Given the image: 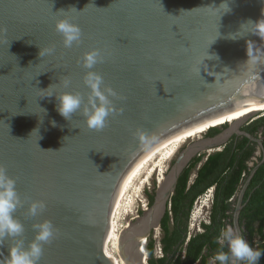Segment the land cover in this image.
I'll use <instances>...</instances> for the list:
<instances>
[{
    "label": "water",
    "instance_id": "95a60500",
    "mask_svg": "<svg viewBox=\"0 0 264 264\" xmlns=\"http://www.w3.org/2000/svg\"><path fill=\"white\" fill-rule=\"evenodd\" d=\"M63 18L80 25V44L64 47L55 28ZM261 18L264 0H0V166L15 179L22 201L14 215L25 231L16 239L27 246L34 224L55 226L39 264H148L143 241L161 227L185 167L198 153L225 146L234 133L252 137L240 129L246 118L181 151L152 206L121 230L120 241L119 203L173 134L264 96V40L252 34L253 25L241 26ZM249 40L254 59L246 62ZM50 47L53 54L39 56ZM93 49L104 62L92 70L117 93L111 98L117 112L102 131L89 129L79 112L65 120L55 95L43 98L71 92L87 101L81 58ZM33 201L46 205L36 216L28 211ZM238 216L239 210L241 233ZM16 239L0 246V260Z\"/></svg>",
    "mask_w": 264,
    "mask_h": 264
},
{
    "label": "clouds",
    "instance_id": "9594fccd",
    "mask_svg": "<svg viewBox=\"0 0 264 264\" xmlns=\"http://www.w3.org/2000/svg\"><path fill=\"white\" fill-rule=\"evenodd\" d=\"M224 3L226 2H223L220 5ZM230 11L231 8L229 6V10L226 11L225 13H228ZM247 24H251L254 26V31L252 32V34L257 35L260 37L261 40H264V18H261L258 21L248 20L245 24H242L241 26ZM55 28L56 31L62 35L63 45L65 48H71L74 43L78 45L82 42V29L80 25L78 23H75L72 19L70 18L58 19L55 23ZM254 44L255 42L253 41L250 40L247 41L246 54L248 59L246 62L254 59V48L252 47V45ZM54 51H55L54 47H50L43 50L40 49L39 56L43 57L45 55H51L54 53ZM81 62L83 68L88 69V71H86L83 78L84 84L87 86V88L90 89L89 95L87 97V101L84 100V96L82 94L71 93V92H63L60 95H56L55 93H48L47 95L43 96V98L53 97L55 95V98L58 101L56 105V110L65 120L70 121L73 115L79 112L85 118V123L89 129L95 131H102L108 125L109 117L115 115L117 112L116 106L113 103V99H111L113 97H116L117 93L110 86L105 85L104 78L100 73L92 70L95 67V65L104 62V56L101 54V51L99 49H93L89 52H85L83 57L81 58ZM70 83L71 81L68 78H65L63 80V85L65 88H67L70 85ZM52 87L53 85H50L47 89H41V91L47 92ZM44 111L46 113L45 109ZM120 111L122 112V109H120ZM51 123L53 127L57 126L56 121L53 120ZM224 125H227L225 127L227 128L230 126V123L227 122L220 126L217 125L212 127H222ZM240 129L242 130L241 125H240ZM208 131L205 132L206 137ZM236 134L237 133H234L233 135ZM138 135L140 136L141 139H143L145 134L143 132H140L138 133ZM41 138L42 137H40V139ZM65 138L66 137H64V139ZM199 138L201 137H198V139ZM227 143H229V141ZM225 146H220L217 148L200 152L195 157L205 154L206 152H209L207 156L208 159L210 154L223 150ZM44 151H56V150L47 149ZM175 160L172 161V165ZM203 163L204 161L202 159V161L199 162V164L195 168L194 170L195 177L197 175L198 169L201 167ZM193 174L194 173H192V175ZM246 175L247 174L245 172L243 175L244 179L242 183L244 182ZM194 179L195 178L192 179L191 176L189 185H191L194 182ZM156 189H155V193H156ZM215 190H216V185L211 186L207 190V191H211V196H212L211 198L208 199L209 201H212L209 220L200 219L195 229H191V225H190L191 222L190 218L192 217L191 213H193L194 211L192 210L193 207L191 209L188 220V233L185 237L184 242L182 243V247L178 249V253L181 252L183 258L186 257L187 246L191 238L198 233L205 232L206 228L204 226L206 224L208 225L212 224L213 221L212 210L215 202L214 201ZM240 191L241 189L238 188V190L235 192L233 197H231L230 199V202L233 204L232 205L233 208L232 210L229 211L230 217H228L227 219V224L225 228L221 229L217 241L221 245V248L220 250H218L216 255L209 256V264H218V261L220 262V264H241V262H243V264H259L261 257L264 256V252L258 250V247L260 245L259 244L260 237L256 234L253 238H250L249 236H247L248 234L247 235L244 234L246 233L245 225L241 224L240 218L242 212H241V208H239V206H242L243 203L238 201ZM245 193H247L246 190ZM245 193L241 201L245 199L246 196ZM200 196H198L197 198H199ZM236 203L238 204V208H239L238 222L241 233L239 232V230L236 228L235 225V216L238 211V210L236 211V207H237ZM148 205H146V209ZM21 206H22V201L16 189L15 179L11 178L7 174V170L5 167L0 166V246H3L5 244V241L9 238L16 239L18 237L23 236V233L25 231L24 225L14 215L17 208ZM171 206H172L171 201H169L167 210L168 209L171 210ZM207 206H210L209 202ZM45 207L46 205L43 201H33L28 211L30 215L36 216L39 212L43 211ZM244 207L242 209H244ZM144 210L145 209H142V212H140V214H142ZM33 229L36 230V235L34 239L27 246H25L23 239H16V243L11 247H9L8 256L5 257L3 260H0V264H39V261L43 255V250H44L43 246L46 243H50L55 238L56 230L52 222L48 220L34 224ZM156 231H159L160 233L159 236L156 235ZM161 234H162V228L160 227L153 230L151 236L149 237V238L153 237L155 239L154 254L157 258H162L165 256V251L161 241V237H162ZM149 238L145 239L146 243L144 244V249H146L145 254L147 256L148 264H149V253L147 250V245L148 242L150 241ZM224 245H227L228 248L227 252L223 251ZM0 255H2V253H0ZM202 260H203V254L194 264H204Z\"/></svg>",
    "mask_w": 264,
    "mask_h": 264
},
{
    "label": "trees",
    "instance_id": "16d2710c",
    "mask_svg": "<svg viewBox=\"0 0 264 264\" xmlns=\"http://www.w3.org/2000/svg\"><path fill=\"white\" fill-rule=\"evenodd\" d=\"M263 124L264 116L258 118L254 124L249 125L247 130L249 133H255ZM226 126L210 127L207 136L217 135ZM244 140H248L247 137H244L237 145L229 142L223 150L210 154L198 169L191 185L189 183L192 173L199 162L202 161L204 154L194 157L185 167L171 198V210L166 211L161 222V241L165 256L162 258L155 256V239L152 237L147 245L149 264H194L202 254V262L209 264V256L216 255L220 250L221 245L217 241L221 229L225 228L227 219L230 217L229 211L233 208L230 199L242 183L244 173H249L245 160L251 155V151L242 155L239 154V150L244 146ZM261 178L264 179V170H261L260 175L258 172L252 180V185L261 182L262 187L253 192L250 186L245 199L247 195L248 197L249 194L253 195L250 203L244 207L240 221L241 224L245 225V231L250 238H253L256 234L260 237L258 250L264 252V180L262 181ZM214 185H216V190L212 210V224H206L204 226L206 228L205 232L198 233L191 238L187 246L186 257L183 258L182 253H178V249L182 247L188 233V220L191 209L196 198ZM148 198L149 205H152L155 200V192L149 194ZM223 251H228L227 245H224ZM218 264H220L219 261ZM259 264H264V256L261 257Z\"/></svg>",
    "mask_w": 264,
    "mask_h": 264
},
{
    "label": "rangeland",
    "instance_id": "374dc122",
    "mask_svg": "<svg viewBox=\"0 0 264 264\" xmlns=\"http://www.w3.org/2000/svg\"><path fill=\"white\" fill-rule=\"evenodd\" d=\"M260 112L261 113H258V115H253V116H251L249 118H246L242 122L241 126L245 122H248L249 120L258 119L259 117L264 116V110H261ZM234 116H235V112L234 113H231L230 115H228L226 117H219L215 121H211V122H208V123H204L203 126H202V128H200V131L198 132V134H200L198 137H205L206 135L203 134V133H205V131L207 130V128H209L211 125H215V124L220 125L222 123H225L226 122L225 120H228L227 122H229V123L233 122L234 121L233 119H235ZM223 121H225V122H223ZM202 134H203V136H201ZM198 137H195V136L189 137V139L187 140V142L181 146L180 150H178L179 152H177L169 160L163 159V161H162L163 163L161 162V164L159 166H158V164H159L158 162L160 161V158L158 160L156 159V161L153 160L155 162H154V166H152V168L153 167L154 168H153V170L151 172V175L149 176L148 181L146 183H144V181H146V178L149 175V172L146 169L147 170V173L144 172L142 174L141 179L136 182V184L134 185V187L129 191L128 195L125 197V200H123L122 207H121V213L119 214V219H118V221H119L118 227L119 228H122L123 229L124 226H125V224L131 222V220L134 221V219L137 216H140L141 215L140 214V210L146 209V205H148V203H149L148 195L155 192V188L158 185V182H159V180L161 178L160 176L162 175V173H163V176L166 175V173H168V171L171 168L172 161L175 160V158L179 155V153L181 151L185 150L190 145H192L193 142L198 139ZM208 153L209 152H206L204 154L203 161H205L207 159ZM193 173L194 174L192 175V179L195 178V171H193ZM140 185L142 187L141 188V191H139V194H141V200L140 201H137V202H135V203L132 204V202L134 201L133 198L135 197L134 192H137L136 189L138 187H140ZM211 197H212L211 196V191H207L206 193H204L203 195H201L199 198H197L196 202L194 203V206H193V209L192 210H194L196 212L197 210L200 209L202 211L201 216L199 218V221H200V219L201 220H209L210 209H211V202L212 201H209L208 199L211 198ZM208 202L210 203V206H207L208 205ZM195 204H196V206H195ZM149 207L150 206L148 205L147 208H149ZM127 209L130 210L129 215H128V210ZM194 211H193V213H194ZM193 213H191V215ZM199 221H195V223H194V221L191 220V224H190L191 225V229H195L197 227V223ZM192 224H194V225H192ZM159 234H160L159 231H156V235L159 236ZM150 239L151 238H149V240ZM157 240H158V238H157Z\"/></svg>",
    "mask_w": 264,
    "mask_h": 264
},
{
    "label": "bare ground",
    "instance_id": "6f19581e",
    "mask_svg": "<svg viewBox=\"0 0 264 264\" xmlns=\"http://www.w3.org/2000/svg\"><path fill=\"white\" fill-rule=\"evenodd\" d=\"M257 100L259 101H256V103H254L253 106H251V104H247L248 106L250 107H247V105H244L243 109L239 110V111H236L235 112V119H233L234 121L236 119H245L247 118L248 116L250 115H253L254 113L256 112H259L261 110H264V96H260L259 98H257ZM258 102V103H257ZM233 117V118H234ZM225 121H228V120H225ZM223 121V122H225ZM233 121V122H234ZM231 122V123H233ZM227 123V122H225ZM204 124V123H203ZM203 124L201 125H197L195 127H190L184 131H181V132H178V133H175L173 134L169 139H167L164 143H162L158 148H156V150L153 152V154L150 156V158L148 159V161L145 163V165L142 167L141 171L139 172V174L137 175L136 179L134 180L133 184L131 185V187L129 188V190L127 191V193L125 194V196L122 198V200L120 201L119 203V206H118V209H117V213H116V219H115V232H116V236H117V239L120 241V232L122 230V228H119L118 227V224H119V214L121 213V207H122V203H123V200H125V197L128 195L129 191L134 187V185L136 184L137 181H139L141 179V176L144 172L147 173V170L149 172V175L148 177L146 178V181H144V183H146L149 179V176L151 175V172L153 170L152 166H154V162L156 161V159L158 160L160 158V161L157 163L158 166L161 164V162L163 161V159L165 160H169L171 159L177 152L178 150L181 148V146L183 144H185L187 142V140L189 139V137H192V136H195V137H198L200 134H198V132L200 131V128H202ZM223 124V123H222ZM220 124V125H222ZM217 125V124H215ZM212 126V125H211ZM210 126V127H211ZM209 127V128H210ZM209 128H207L206 131L209 130ZM205 131V132H206ZM165 155V156H164ZM155 160V161H153ZM163 163V162H162ZM156 164V165H157ZM147 169V170H146ZM160 180H159V183L162 181L163 179V173L162 175L160 176ZM141 185L140 187H138L136 189L137 192H134L135 194V197L133 198V203L137 202V201H140L141 200V194H139V191H141ZM205 205V204H204ZM199 206V205H198ZM199 208V207H198ZM123 210V209H122ZM128 210V215L130 213V210ZM201 213L202 211L199 209L197 210L196 212L194 211V213L192 214L193 217H191V220L194 221H199V218L201 216ZM130 223V222H129ZM129 223L125 224L124 227H126ZM191 224V222H190ZM194 225V224H192ZM143 243H146V240L143 241ZM144 248V247H143ZM146 251V249H144Z\"/></svg>",
    "mask_w": 264,
    "mask_h": 264
},
{
    "label": "flooded vegetation",
    "instance_id": "af4514ba",
    "mask_svg": "<svg viewBox=\"0 0 264 264\" xmlns=\"http://www.w3.org/2000/svg\"><path fill=\"white\" fill-rule=\"evenodd\" d=\"M256 120L257 119H252V120H249L248 122H245L241 126L242 130L249 134L247 127H249V125L251 124H254ZM236 135L231 136L229 142H233L235 143V145H237L240 143L241 140L244 139V137H247L248 139L246 141L244 140V146L241 148V150H239V154L242 155V154H245L251 151V155L245 160V164L248 167L249 173L246 175L244 182L240 184L239 189L242 190V188L245 187L246 192H248L251 186L254 192L258 188L262 187L261 182L257 183L256 185H252V180L258 172L260 175L261 170H264V124L261 125L258 131H256L255 133H250L252 137H250L247 134H239L237 136ZM261 179L262 181L264 180L263 178ZM249 195H250L249 197L247 195L246 199H243V201H241L243 203L241 206L242 213H243L242 208L245 205H248L250 203L253 194H249ZM238 201H239V198H238ZM236 206H237L236 207V211H237L239 209L237 203H236ZM244 234L247 235V233H244Z\"/></svg>",
    "mask_w": 264,
    "mask_h": 264
}]
</instances>
